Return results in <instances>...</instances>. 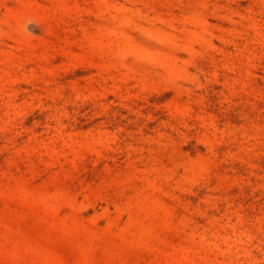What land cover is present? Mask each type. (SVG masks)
Wrapping results in <instances>:
<instances>
[{"label":"rangeland","instance_id":"1","mask_svg":"<svg viewBox=\"0 0 264 264\" xmlns=\"http://www.w3.org/2000/svg\"><path fill=\"white\" fill-rule=\"evenodd\" d=\"M0 264H264V0H0Z\"/></svg>","mask_w":264,"mask_h":264}]
</instances>
